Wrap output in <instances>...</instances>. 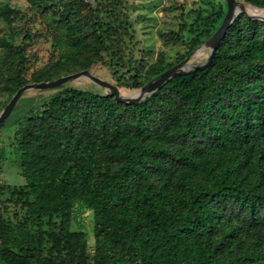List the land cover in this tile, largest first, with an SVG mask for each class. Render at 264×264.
I'll return each instance as SVG.
<instances>
[{
    "label": "trees",
    "instance_id": "16d2710c",
    "mask_svg": "<svg viewBox=\"0 0 264 264\" xmlns=\"http://www.w3.org/2000/svg\"><path fill=\"white\" fill-rule=\"evenodd\" d=\"M83 1L54 25L63 34L59 23L72 24L74 42ZM245 2L264 8V0ZM225 13L187 27V54ZM14 139L27 183L7 186V202L25 212L0 214V264H264L263 20L240 14L208 68L173 77L138 103L68 89L25 118ZM86 210L94 213V255L75 227Z\"/></svg>",
    "mask_w": 264,
    "mask_h": 264
},
{
    "label": "rangeland",
    "instance_id": "374dc122",
    "mask_svg": "<svg viewBox=\"0 0 264 264\" xmlns=\"http://www.w3.org/2000/svg\"><path fill=\"white\" fill-rule=\"evenodd\" d=\"M73 1L0 0V108L11 100L21 81L51 80L84 69L132 96L157 76H154L157 66L177 62L188 55L191 36L187 29L191 23L213 11L221 14L227 11L226 0L83 1L78 16L73 18L79 27L78 30L75 25L72 26L79 38L74 42L66 35L72 24L59 23L66 30L63 34L54 26L62 15H66ZM238 1L245 3L247 8L259 11L258 6L247 4L245 0ZM100 21L105 31L100 30ZM54 31H57L64 47L62 55L55 49ZM118 34L126 47L124 61L118 51ZM101 37L110 50L104 49ZM23 47L31 60L26 70L21 65L25 61ZM209 53V49H202L199 54L192 55L190 62L202 63ZM134 75H138L139 86L131 80ZM68 89L108 94L107 89L87 77L74 79L57 88L28 90L0 128V214L6 218L15 220L16 215L21 217L25 212L20 205L7 202L10 191L7 186L12 188L27 183L19 154L16 153L15 131L25 118L41 112L56 96ZM75 227L87 232L88 246L94 255L93 211L86 210L75 222Z\"/></svg>",
    "mask_w": 264,
    "mask_h": 264
},
{
    "label": "water",
    "instance_id": "95a60500",
    "mask_svg": "<svg viewBox=\"0 0 264 264\" xmlns=\"http://www.w3.org/2000/svg\"><path fill=\"white\" fill-rule=\"evenodd\" d=\"M226 2H227V11L225 13V16L221 24L216 29V31L203 44L199 45L195 50L189 53L184 59L177 62L173 66L167 68L166 70L158 74L156 77L149 80L146 84L141 86L136 94L132 96L123 94L117 85L95 75L93 72H91L88 69H84L76 73L61 76L56 79L27 83L21 86L20 88H18V90L13 95L11 100L1 110L0 128L5 124V122L7 121L13 110L15 109L21 96L28 90L57 88L74 79L87 77L88 79L92 80L99 86L107 89L108 94L114 96V98L118 102L125 104H135L141 101L146 96H149L153 92L159 90L167 81H169L173 77L180 75H188L198 70H204L208 68L213 63L214 58L216 56V52L221 42L225 38L228 30L230 29V27L236 21V19L240 14L245 13L252 19H259L264 21V17L250 14L247 10V6L245 5V3L240 2L238 0H226ZM205 48L209 49L210 52L208 58L204 62L199 64L191 63L190 60L192 55L194 53L199 54L201 50Z\"/></svg>",
    "mask_w": 264,
    "mask_h": 264
},
{
    "label": "bare ground",
    "instance_id": "6f19581e",
    "mask_svg": "<svg viewBox=\"0 0 264 264\" xmlns=\"http://www.w3.org/2000/svg\"><path fill=\"white\" fill-rule=\"evenodd\" d=\"M257 9H259L258 7H256ZM248 12L252 15H256V16H260V17H264V9H259V11H254L251 8H247ZM124 94V93H123Z\"/></svg>",
    "mask_w": 264,
    "mask_h": 264
},
{
    "label": "built area",
    "instance_id": "2783aa9c",
    "mask_svg": "<svg viewBox=\"0 0 264 264\" xmlns=\"http://www.w3.org/2000/svg\"><path fill=\"white\" fill-rule=\"evenodd\" d=\"M86 1H92V0H86Z\"/></svg>",
    "mask_w": 264,
    "mask_h": 264
}]
</instances>
